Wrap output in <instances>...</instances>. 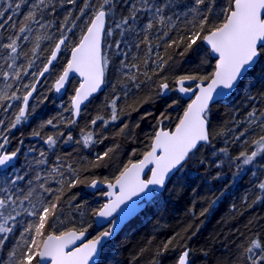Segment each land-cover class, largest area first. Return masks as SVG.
<instances>
[{
	"label": "snow or ice",
	"instance_id": "obj_1",
	"mask_svg": "<svg viewBox=\"0 0 264 264\" xmlns=\"http://www.w3.org/2000/svg\"><path fill=\"white\" fill-rule=\"evenodd\" d=\"M180 22L184 34L173 36ZM198 42L207 48L199 50ZM181 46V56L195 52L201 57V66L213 62L214 67L205 74L179 75L175 88H170L167 74L161 73L171 59L168 50ZM63 52L70 55L51 89L61 93L71 74L79 77L70 108L64 109L70 116L57 123L56 118L48 119L33 129L31 136L42 140L47 150L29 147L24 163L18 166L21 148H9L12 133L35 113L37 105H30L31 100H48L47 95L36 97L34 93L42 78L56 70ZM114 58L120 78L106 102L110 116L97 114L81 128L79 138L60 131L61 124L68 128L77 124L81 106L86 108L101 90ZM0 81V264H99L97 257L102 256L105 241L114 236L117 227L111 218L122 211L121 206L134 197L148 196L151 189L166 190L174 177L182 179L176 174L183 173L206 145L213 148V155L222 153L234 165V180L250 172L253 203L264 202V90L252 94L258 84L264 85V0H0ZM142 85L157 91L141 97ZM241 88L252 107L230 130L232 143L239 148L233 155L228 148L216 150L212 144L215 135L226 133L212 131L210 105L224 103ZM170 91L194 99L174 125L163 127L170 119L168 109L180 103L178 98L167 99ZM155 97L164 98L167 107L156 118L150 145L141 153L142 158L129 160L112 179L82 178L81 171L100 167L102 161L111 159L118 145L98 153L87 165L74 159L72 152L56 151L61 144L89 149L103 143L108 137H101L95 129L102 131L116 124ZM122 99L124 103L118 104ZM241 124L245 126L240 128ZM46 127L57 131L42 135ZM127 128V123H121L116 134H124ZM18 143L23 145L24 141ZM132 155H136L135 150ZM199 163L206 162L201 159ZM82 184L91 189L103 185L107 191L99 195L108 201L91 212L109 221L106 230L86 241L92 227L83 219L86 202L79 201L80 194L72 191ZM68 220L72 221L70 226L55 230ZM171 244L170 239L156 256ZM237 247L240 252L230 264H264V238L259 234ZM152 264H159V260L154 258ZM175 264H192L191 249L184 246Z\"/></svg>",
	"mask_w": 264,
	"mask_h": 264
},
{
	"label": "trees",
	"instance_id": "obj_2",
	"mask_svg": "<svg viewBox=\"0 0 264 264\" xmlns=\"http://www.w3.org/2000/svg\"><path fill=\"white\" fill-rule=\"evenodd\" d=\"M183 34L184 24L180 22L177 25V31H174L172 35ZM198 43L199 50L206 49L203 42ZM182 50L183 46L168 50L171 59L161 75L167 74L170 88H175V79L179 75L193 72L205 74L214 67L213 62L201 66V57L195 52L181 56ZM159 51L164 53L163 48ZM43 55L47 56V52ZM69 55V52L61 54V62L56 65V70L45 78L37 90L36 97L43 93L48 96V100L45 103H38V99H34L31 105H37L35 113L26 124L12 133L13 139L9 148H21L18 166L24 163L29 147L34 145L37 149L47 150L42 140L31 136L33 129L48 119L56 118L54 123H57L61 117L70 116V112L64 109L70 108L71 96L74 94L75 87L79 86V81L72 80L63 95H57L51 89L52 82L62 71L64 61ZM210 61L214 59L210 58ZM40 64L41 61L38 60L37 65L40 66ZM119 78L118 60L114 58L106 72L105 90L87 105L75 126L68 128L61 124L59 130L65 134L71 132L74 138H79L81 128L85 127L97 114L108 118L110 109L106 107V102L114 94L113 85L117 84ZM261 90H264V85L258 84L252 90V94L256 95ZM116 91H120L119 87ZM155 91L157 90L142 85L139 95L141 97L154 95ZM172 98H178L180 103L174 109H168L170 119L164 121L163 127L174 125L187 103L190 102L181 98L176 91L168 93L167 99L170 101ZM128 102L131 103L130 100ZM120 103H124L123 99L118 102ZM257 106L260 107L259 104ZM166 107L164 98L155 97L153 101L140 106L139 111H130V114L123 115L116 124H109L102 131L99 128L95 129L101 137H108L103 140V143L93 145L89 149H83L75 144H61L56 151L61 154L72 152L74 159L81 165H87L98 153L106 151L110 146L118 145L115 152L110 154L111 159L102 161L100 167L81 171L82 178L112 179L119 174L123 165L129 160L136 161L142 158L141 153L147 150L146 146L150 145V138L156 131V118ZM251 107L252 102L247 99V93L243 88L236 90L224 103H217L211 107L212 131L219 133L223 130L226 133L215 135L212 144L216 150L226 147L233 155L239 151L238 146L232 143L233 132L230 130L235 128L237 121L245 119ZM145 113H151V115L142 118ZM121 123H127L128 128L125 129L124 134L117 135ZM244 126L241 124L240 128ZM240 128H236V131L238 132ZM56 131L57 129L46 127L42 135L53 134ZM21 139L24 141L23 145L18 143ZM133 150L136 151V155H132ZM212 153L211 146H204L184 172L176 174L182 179L175 177L171 179L166 190L148 202L146 209L126 225L115 240L107 244L99 264H152L154 258L159 260V264H175V259L184 246L191 249L192 264H230L237 258L240 252L237 246L242 241L253 237L254 234L264 238V202L253 203L255 189L251 173L245 171L234 180L233 173L236 171L234 165L230 164L228 158L222 153L217 155ZM50 158H52L51 154ZM201 159L205 160L204 165L199 163ZM216 164L221 166L216 167ZM218 173L220 177L216 178ZM72 191L80 194L79 201L86 202L83 219L85 223L92 224L89 229V238H94L104 230L95 226V216L91 214L93 209H98L104 204L103 196L99 195V192L103 191L92 192L83 184ZM201 212L204 214L201 215ZM76 219L78 221L79 217L77 216ZM71 223L72 221L68 220L65 225H58L55 230L59 232ZM170 239L172 244L169 245L168 250L157 257V252L163 250L165 243Z\"/></svg>",
	"mask_w": 264,
	"mask_h": 264
},
{
	"label": "water",
	"instance_id": "obj_3",
	"mask_svg": "<svg viewBox=\"0 0 264 264\" xmlns=\"http://www.w3.org/2000/svg\"><path fill=\"white\" fill-rule=\"evenodd\" d=\"M205 45V44H204ZM205 47L207 48V45H205ZM214 59V58H213ZM49 76V74H46V77ZM45 78H42V82L45 80ZM74 79H77L79 81V77L76 76L75 74H71L70 75V82L66 85V88L65 89H62L61 90V93H56L55 91V94L57 95H63L65 93V91L67 90L69 84L72 82V80ZM41 82V83H42ZM41 83L39 85H37V90L39 88V86L41 85ZM105 83H106V75H105ZM105 83L102 85L101 87V90L99 92H97L96 94H94V96L91 98V101L97 97L98 95H100L104 90H105ZM187 86V85H186ZM194 86V84H193ZM177 92V91H176ZM236 92V91H235ZM234 92V93H235ZM178 93V92H177ZM233 93V94H234ZM179 96L185 100H189L191 101V99H194L193 96L191 95H183V94H180L178 93ZM231 94L230 97L233 95ZM34 96H36V93H34ZM229 97V98H230ZM219 99V98H218ZM228 99V98H227ZM226 99V100H227ZM33 100L30 101V105H31V102ZM87 103V102H86ZM89 103H87L88 105ZM215 104L217 103H213L212 105H210V107L214 106ZM82 112L83 110L85 109V106L82 105ZM81 112V114H82ZM81 116V115H80ZM80 118V117H79ZM79 120V119H78ZM147 172V170H146ZM170 180L168 181V183L166 184V187L167 185L169 184ZM92 192H98V191H107V188H105L103 185H100L98 187V189H91L89 188ZM165 190H161V189H151L150 190V194L148 196H145V195H141L139 197H134L131 201H129L126 205H122L121 208H122V211H118V213L114 214V216L111 218V219H115L116 222H117V227L115 228V234L114 236L109 240V241H105V244L107 245L109 242L115 240L121 233L122 231L124 230V228L126 227V225H128L132 220H134L136 217H138L147 207V204L148 202H150L151 200H153L157 195H160L164 192ZM154 193V194H153ZM104 204L107 203V198L104 197ZM94 222H95V226L98 228V229H104L106 230V226H108L109 224V221L108 220H104V219H101V218H97V217H94ZM90 231H88L86 237H85V241L87 239H90ZM78 244L79 243H82L81 241H78L77 242ZM100 259H101V256L100 257H97V260L100 262Z\"/></svg>",
	"mask_w": 264,
	"mask_h": 264
}]
</instances>
